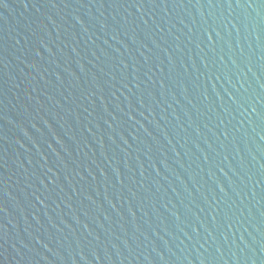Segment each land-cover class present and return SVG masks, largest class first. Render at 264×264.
I'll return each instance as SVG.
<instances>
[{"label": "water", "instance_id": "95a60500", "mask_svg": "<svg viewBox=\"0 0 264 264\" xmlns=\"http://www.w3.org/2000/svg\"><path fill=\"white\" fill-rule=\"evenodd\" d=\"M0 264H264V0H0Z\"/></svg>", "mask_w": 264, "mask_h": 264}]
</instances>
